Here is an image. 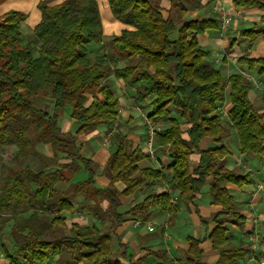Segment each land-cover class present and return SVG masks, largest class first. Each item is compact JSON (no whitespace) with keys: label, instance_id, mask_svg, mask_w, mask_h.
Segmentation results:
<instances>
[{"label":"trees","instance_id":"obj_1","mask_svg":"<svg viewBox=\"0 0 264 264\" xmlns=\"http://www.w3.org/2000/svg\"><path fill=\"white\" fill-rule=\"evenodd\" d=\"M107 1L113 17L130 27L119 36H104L97 0H65L56 6L40 1L41 20L32 31L35 44L22 43L25 13L12 10L0 16V147H15L16 162L36 155L37 145L50 146L54 160L61 155L64 159L51 170L26 166L1 179L0 213L10 216L5 222L14 221L15 249L0 245V257L8 264H145V258L135 260L117 240L118 229L131 220L147 223L153 208L169 215L172 223L180 205L194 204L210 179L211 202L222 208L207 237L219 254L214 264H241L250 250L232 244L226 224L233 219L245 225L240 212L245 204L238 203L227 186L243 188L255 181L251 173L239 174L222 161L230 155L224 145L230 130L236 131L242 155L264 158V112L250 99L253 81L242 73L226 78L209 61L199 38L220 28L219 19L191 18L177 27L156 0ZM181 1L171 0L170 12L179 10L185 16ZM232 5L258 10L261 16L259 25L241 31L231 47L240 40L250 45L264 40V0H232ZM103 43L97 52L88 48ZM238 63L264 79V56L247 53ZM113 80H121L138 94L139 102L150 104L148 119L164 123L155 147L171 160L170 176L161 169L141 168L148 153L133 149L127 135L116 133L106 164L110 184L98 185L96 165L83 154L82 139L100 127L111 130L119 121ZM42 98L51 100L53 112L36 104ZM228 100L231 109L224 123L218 108ZM69 108L72 121L80 124L75 132H65L60 125V112ZM206 139L218 146L202 149ZM194 155L199 156L197 163ZM81 173L85 177L73 182ZM116 182L125 186L123 191L116 189ZM156 182L165 183L172 193L152 192L119 213L122 198ZM62 183L67 185L63 192ZM79 197L90 203L86 209L91 211L102 212L106 203L112 227L105 231L95 224L66 223L67 217L59 213L73 217ZM187 242L182 264H202V242L194 237Z\"/></svg>","mask_w":264,"mask_h":264},{"label":"crops","instance_id":"obj_2","mask_svg":"<svg viewBox=\"0 0 264 264\" xmlns=\"http://www.w3.org/2000/svg\"><path fill=\"white\" fill-rule=\"evenodd\" d=\"M40 1L43 0H6L5 2L0 4V16L12 11L16 10L27 15L26 20V30L33 31L34 27L40 22L41 20V12L38 9V4ZM51 5L59 4L65 0H49ZM98 5L100 7L102 22H103V31L104 36L106 38L112 36H119L124 29H130V27L122 24L118 20H116L112 12L110 10L109 4L107 0H97ZM157 3L167 12L168 15H171L172 18L180 23L181 25L186 21L190 20L191 18H198L196 12L192 9H189L193 3L198 1L199 4L204 5V0H183L181 1L187 10V14L184 16L178 10H174L170 12L171 9V0H156ZM209 1H216V0H206ZM222 4V7L226 14L229 16L235 15L238 9L234 8L232 5V0H217L216 4ZM231 3V6H229ZM242 16L238 19H235L232 24H238L240 21L244 19L245 16V24L247 23H255L254 26L259 25L261 12L258 10H242ZM206 18V17H203ZM210 18V17H208ZM218 19V18H217ZM220 21V20H219ZM231 24V25H232ZM230 25V27H231ZM221 26V22H220ZM247 27L243 30H248L253 28ZM23 30V28H22ZM242 30V31H243ZM241 31L238 33L236 38H239ZM200 44L204 47L206 51H208V59L211 63L215 65L216 68H221L222 74H228L227 77L231 74L229 72L235 68L236 65L239 67V72H232L233 73H240L241 69L244 70L239 63L238 60L245 54H248L251 57L259 58L264 56V40L260 39L257 40L253 44V49H251L249 45V40H240L233 47L230 48V41L232 39H225L223 33L220 32V28L214 30H208L205 34L200 36ZM246 45V46H245ZM248 46V47H247ZM247 47V51L242 53V48ZM227 50V51H226ZM263 53L262 55L260 53ZM258 53V55H256ZM260 80V78H258ZM264 80V79H262ZM259 82V84L264 85V81ZM254 83V88L251 90L250 99L254 104V107L259 112H264V95L259 93V86L258 82L252 80ZM114 91L116 87L118 91L123 92V96L118 94L115 91L116 96L120 101L119 109L121 111L120 115L130 117L134 115L135 112L140 111V108L134 106L136 102V97H132L137 93L132 90L128 89L125 86L124 82L121 80H113L112 82ZM121 89L122 91H120ZM258 97V100L261 102L263 106H257L254 102L255 97ZM224 109L225 116L228 115L231 104L229 100L222 105ZM61 120V119H60ZM72 119L70 121V126L73 125ZM61 125V122H60ZM63 131L65 132H73V130L68 129L69 126L65 127L61 125ZM73 127V126H72ZM136 127V126H134ZM74 128V127H73ZM100 127L94 133L86 138L85 143L83 145L82 151L86 157L92 159L94 164L99 166L100 169L105 168L107 161L112 153L105 148L100 146V142H94V138L99 135L101 131ZM106 128V127H105ZM77 128L75 129V131ZM103 130V129H102ZM106 130V129H105ZM74 131V132H75ZM146 133V134H145ZM141 136V133L138 134L136 129L135 131H131L127 135L128 139L130 140L132 148L140 147L142 151H147V141L148 135L147 130ZM95 137H94V136ZM93 136V138H92ZM236 135L233 130H230L229 135L224 140V145L230 151V155H228L222 162L223 165L233 170L239 174H246L247 172L251 173L252 179L255 181L254 186H245L243 188H237L233 190L230 185L227 186L230 193L234 196V199L239 202H243L245 205L241 209V215L246 218L245 225L240 227L235 221L232 219L226 225L229 228V236L232 240L233 245H240L243 244L245 248L248 249V246L252 242V238L255 234H258L260 238L264 241V235H262V231L264 230V158L259 159L256 161V165L249 163V156L242 155L240 153L239 143H237ZM43 146V145H42ZM202 149L215 148L218 145L214 144L211 140H204L201 144ZM105 158V159H104ZM199 160L198 155L193 156V161L197 163ZM245 160L247 163H244ZM171 164V160L169 159L168 155L164 153L163 150L160 148H156V158L155 159H147L140 164L141 168H154V169H161L164 170L167 176L172 174V170L168 169L169 165ZM247 167V171H242L241 167ZM104 170V169H103ZM97 174V183L100 187H107L110 184L109 175L107 174V178H100L98 171ZM85 175L83 173L76 176L82 177ZM208 183V182H207ZM207 186V185H206ZM115 187L118 191H123L125 186L121 183L115 184ZM262 187V189H260ZM152 192L164 193V192H171L168 186L162 182H156L148 187H144L140 191H138L135 195L127 198H122V206L119 208V213L124 214L128 210H130L131 206L143 201L146 196ZM176 195V191H173ZM206 191H202V193L197 197L194 204L191 205H180V212L179 214L172 218L173 222L170 223L169 219L170 216L167 214L160 213L157 209H152V216L147 223H140L137 221H127L124 223L117 231V240L120 243L126 245L128 254L132 255L135 260L140 258H145V264H182L184 260L185 253L189 249V245L187 242L188 237H194L201 241L202 243L201 248L203 250V258L202 264H214L219 257L218 252H216L210 241L207 239L208 234L213 231L216 224L213 221L214 217L222 211L220 206L214 205L208 202V197L204 198L203 193ZM252 193H257L255 197H252ZM102 213L99 211H89L90 214L93 216V223L91 225H97L100 229L104 230L102 225L105 222L103 215L107 210V204L101 205ZM109 218V217H108ZM107 225V222H105ZM112 220L109 218L110 228L112 227ZM139 223V224H138ZM110 228L106 229L109 230ZM105 230V231H106ZM117 243H115L116 248ZM260 253V251L258 252ZM123 264H128L126 261L122 262ZM243 264H248L247 259L242 262Z\"/></svg>","mask_w":264,"mask_h":264},{"label":"rangeland","instance_id":"obj_3","mask_svg":"<svg viewBox=\"0 0 264 264\" xmlns=\"http://www.w3.org/2000/svg\"><path fill=\"white\" fill-rule=\"evenodd\" d=\"M204 1H205L204 5L199 4L197 1L196 3H193L189 9H192L193 11H195L196 15L200 19H202L203 17L218 18V14H217L216 10L220 6H222V4H220V3L216 4L217 0L216 1H209V2H207L206 0H204ZM229 6H231V3H229ZM166 15H167V12H166ZM244 21H245V16H244V19L242 21H240V23H238V24L233 23L231 25V27L227 30V32L223 33L225 36V39L228 38L229 40L230 39L233 40V39H235L234 37H236L240 31H242L243 29H246L247 27H252L255 25V23H252V24L246 23L245 24ZM176 25H177V27H179L181 24L176 21ZM22 28H23V30H22V43L23 44H26L29 42L32 44L37 43V39L34 36L33 32L32 31L29 32V30H26V22L23 24ZM220 32H221V28H220ZM106 41L107 40H105V42ZM103 46H104V43L98 44V46L96 44H91L88 48L90 51L92 50L93 52H97V51L101 50V48ZM248 46L251 49L254 48L253 44L252 45L249 44ZM247 47L242 48V53H243V51L244 52L247 51ZM230 48H231V41H230ZM260 54L262 55L263 53L261 52ZM256 55H258V53H256ZM124 65H125V63L123 62L121 64H117L116 66L120 67V66H124ZM238 67L239 66L236 65L235 68H233L232 71L229 73L232 74V72H239L240 70ZM243 69L244 70L241 69L240 73L246 75L247 79L249 78L250 80H254V81L258 82V86L260 87L258 92L262 93L264 95V85L259 84V82H261L262 79L259 80L258 79L259 77L256 75V73H250L249 71L246 70L245 67ZM227 75L228 74H224V77L227 78ZM262 81H264V80H262ZM119 90L122 91L121 89H119ZM115 91L117 93L119 92L117 87H116ZM118 94H120V96L121 95L123 96V92H122V94H121V92H119ZM132 97H136V102L134 103V106L135 107L137 106L138 108H140L139 112L136 113V111L133 110V112H135V113H134V115H131L130 117L120 115L119 121L111 128V130H109L107 127L106 128L103 127V128H101L102 132H100L97 137H95L93 135L95 137L94 142H96V140H97V142H100V146L102 148H105L109 151H112L110 141L113 138V136H115L116 133L128 134V133H131V131H135V129H136L137 133L138 134L141 133V136H142L143 133L146 132V130H147L146 119L148 118V116L151 113L150 104L147 102H145V103H143L141 101L139 102L138 94H136ZM254 102L257 106H263L261 104V102L258 100L257 96L255 97ZM36 104L39 107H41L42 109L47 110L48 112H53V105H52V102L49 98L38 99L36 101ZM70 111L71 110L69 108L67 110L60 112V119H61L60 122H61V125L65 124V127L69 126L68 129H71L74 132L76 128L78 129L80 127V124L77 123L76 121L75 122L73 121L72 126L74 128L69 125L70 121H71ZM172 115L175 116L176 113L173 112ZM221 115H222V122L227 123L228 122L227 116H225L224 113H222ZM134 126H136V127H134ZM233 131L236 135V131L235 130H233ZM88 136H90V135H88ZM93 136H92V138H93ZM86 138L88 139V137H85L82 139L83 145L87 144V143H85ZM236 139L238 141L237 143H239L237 135H236ZM36 148H37V152H38L36 155L30 157L29 159L25 160L24 162H16L14 160V155H15L14 152L16 150L15 147H4V148L0 147V181L4 176L9 174L10 170H12V169H19V168H24L26 166H30V167L34 168V170L40 169V168H46V169L51 170V169L56 168L57 164H59V163L62 164V162H64L62 155L59 156L58 158H56L55 160L53 159L54 156H53V153H52L50 146H48V145H43V146L37 145ZM248 156L250 159L249 163L253 164V165H256V161H258L260 159L257 156H252V155H248ZM244 163H247V161L245 160ZM241 170L247 171V167L245 168L242 166ZM96 171H98L100 178H102V179L107 178L106 175L108 174V172L106 170V167L105 168L102 167V169H100L99 166L97 165ZM83 178H84V176L77 177L76 180L74 178L73 182L80 181ZM210 183H211V180L208 179L207 186L204 188V191H206V192L203 193L204 198L208 197L207 200L209 203H211V197L209 194ZM230 187L233 190L237 189L233 185H230ZM59 189H60V191L63 192L64 190L67 189V185H64L62 183V185L59 186ZM89 204L90 203L84 202L83 198L79 197V198H76V200L74 201L75 213H74L73 217H71L69 214H66L64 212L59 213V214L65 215L67 217L68 221L66 223H68L69 225L72 222H80L82 225H91L93 223L92 222L93 216H92V214L89 213L90 210L86 209V207ZM100 213H102V212H100ZM1 215H3V214L0 213V245L6 244L9 246L10 250H14L15 249V243H14V239L11 235V230H12L14 221L10 220V221L5 222V220L9 219L10 216H7V215L1 216ZM103 218H105L104 221L107 222V225L104 222L102 227L104 230H106V229L110 228L109 218L106 215H105V217L103 215ZM238 225L240 227H242V225L240 223H238ZM262 235H264V230L262 231ZM115 252H116V254H119V250L117 249V245L115 248ZM54 263H55V261L52 262V264H54ZM0 264H8V263L2 257H0ZM241 264H243V263H241Z\"/></svg>","mask_w":264,"mask_h":264},{"label":"built area","instance_id":"obj_4","mask_svg":"<svg viewBox=\"0 0 264 264\" xmlns=\"http://www.w3.org/2000/svg\"><path fill=\"white\" fill-rule=\"evenodd\" d=\"M218 19L221 22V33L227 32V30L230 28V25L232 22H234L235 19H238L242 16V12L240 10L236 11L235 15L229 16L226 14L224 9L222 7H219L217 10ZM121 113V111L119 110ZM219 113H224L223 107L218 108ZM146 126H147V135H148V141H147V153L150 156L151 159L156 158V147H155V136L160 131L164 130V123L162 121H153L150 119H146ZM262 189V187L260 188ZM257 193H252V197H255ZM174 201H177L175 199ZM139 224V223H138ZM248 249L250 250V255L247 258L248 264H264V241L258 234H255L252 238V242L248 246ZM260 251V253H258Z\"/></svg>","mask_w":264,"mask_h":264}]
</instances>
